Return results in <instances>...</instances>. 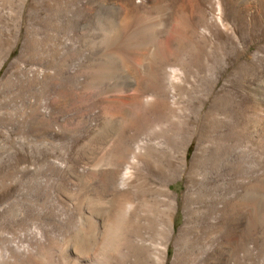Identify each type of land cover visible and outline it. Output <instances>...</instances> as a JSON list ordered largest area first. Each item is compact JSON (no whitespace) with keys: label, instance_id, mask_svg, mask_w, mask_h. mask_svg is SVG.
Segmentation results:
<instances>
[{"label":"rangeland","instance_id":"obj_1","mask_svg":"<svg viewBox=\"0 0 264 264\" xmlns=\"http://www.w3.org/2000/svg\"><path fill=\"white\" fill-rule=\"evenodd\" d=\"M237 49L246 53L234 61ZM169 54L180 56L174 67L188 76L180 77L184 86L166 93V104L154 112V98L138 99L137 90L166 83L159 77ZM3 77L0 146L15 142L14 150L33 166L59 174H38L27 192L34 208L29 213L45 214L43 224L0 230L16 247L13 255L2 253L0 264H114L119 252L130 254L137 230L144 242H160L166 232L154 215L149 190L161 183L144 175L168 160L176 166L187 142L188 163L199 138L207 170H221L212 177L218 184H235L225 204L227 227L244 231L238 264H264V19L253 5L227 0H217L213 8L206 0H0ZM24 96L47 109L48 125L26 116L20 101ZM23 115L28 131L23 125L12 130V118ZM137 143L144 159L130 168V181L119 188L131 207L120 220L121 234L115 235L111 184L90 172H106L119 149L127 153ZM11 157L0 152V163L9 164ZM166 171L160 178H173L169 186L177 201L171 239L185 218L180 201L185 178ZM43 178L47 188L39 184ZM218 190L215 200L221 207L224 197L218 199L220 186ZM195 200L189 223L194 236L202 231L199 220L205 211L204 201ZM219 214L210 220L216 223ZM170 239L165 264L173 254ZM204 241H191L189 247L197 264H206L216 244Z\"/></svg>","mask_w":264,"mask_h":264},{"label":"bare ground","instance_id":"obj_2","mask_svg":"<svg viewBox=\"0 0 264 264\" xmlns=\"http://www.w3.org/2000/svg\"><path fill=\"white\" fill-rule=\"evenodd\" d=\"M126 1L128 2V4L129 3L132 4L134 2H139L140 0H136V1L126 0ZM227 1L230 4H235V5H237V4H240L242 6L243 5H247V6L253 5L256 8V10L258 11L259 17L261 19H264V0H227ZM206 2H207L208 7L213 8L215 6V4L217 3V0H206ZM214 26H216V25H214ZM219 28H220V26H219ZM196 40L197 39H195V41ZM202 45H204V44L202 43ZM245 53L246 52L244 50L241 51V49H240V51H239L237 49V51L234 53L235 54L234 61L237 60L240 55L245 54ZM175 57L169 54L166 57L167 58V60H166L167 66L164 68L162 67V70H160L159 79L160 78L164 79L165 80L164 82H166V83H162V82L160 83L159 82L157 85H154L151 87L145 86V87H141L137 90V98L138 99L145 98L147 100H151V97L154 98L153 102L151 103L152 111H154V112L159 111L160 109L162 110V107L166 104V101L168 100V99L167 100L165 99L166 93L172 92L174 89L182 88L184 86L182 81L180 80V77H182L184 79L188 76V72L184 71L185 69L183 70V68H182V71H179L178 69H176V67H174L175 65H180V63L176 62L177 57L176 58ZM259 60L260 59H258V62H259ZM194 61H195V59H194ZM249 61H250V59H249ZM251 63H254V62H251ZM138 64L139 63H134L133 66H137ZM218 64H220V63H218ZM256 66H257V64H256ZM257 68H258V71L260 72V74H262V70L259 68V66H257ZM194 73H196V72L194 71ZM27 74H28V76H30L32 78L33 74H35V72L29 71ZM201 74H199V75H201ZM203 75H205V74H203ZM5 79H7V78L6 77L1 78L0 84H3ZM207 83H208V81H207ZM215 83H216V81H215ZM169 96H170V94H169ZM181 97H182V94H181ZM225 97L226 96H224V98ZM209 98H211V97H209ZM214 100H216V98ZM20 101H21V105H22L21 107L24 109L23 111H25V112L28 111L26 116L28 115L30 117L33 115V117L36 118L37 121H40L43 124H45L44 126L48 125L49 119H48L47 109L43 106L38 105L40 103L39 100H34L33 102L29 103V102H27V99L24 96V98H22V100H20ZM226 101H227V99H226ZM233 104H234V102H233ZM214 106H216V105H214ZM229 107H231V106H229ZM206 114H208V113H205V115ZM210 114L211 113L209 112V115ZM177 115H178V113H177ZM187 115H188V113H187ZM212 115H214V114H212ZM26 116L23 115L21 117L22 119L21 118L20 119L12 118V119H15L16 122L14 124L12 123L13 126H11V129L18 132L19 127L22 128V125H23L25 127V130H26L25 133H26L28 131L27 126H25L26 124H24ZM178 117H180V115ZM235 117L236 116H234L233 118H235ZM200 118H202V117L200 116ZM7 120H8V118H7ZM209 121H211V120H209ZM219 121H220V119H219ZM3 123H6V122L3 121ZM221 125H223V123ZM210 126H213V124ZM201 127H203L202 128L203 134L206 135L207 132L205 131L206 130L205 126H201ZM228 127H229V125H228ZM218 128H220L219 125H218ZM221 128H222V126H221ZM213 131L214 130H212V132ZM225 133L229 134L231 132H225ZM213 135H214V133H213ZM233 136H234V134H233ZM210 138L211 137H209V139ZM166 140H167V138H166ZM7 143H8L7 146L5 144L2 147L0 146L1 147L0 152L7 153V156L9 158L11 157L12 154H14V156H13V158L11 157L12 162H9V164H7V163L1 164L0 163V211H1L0 212V216H1L0 217V230H4L6 228H11L13 230L14 228H16L18 226H22V228L29 229L33 226V224H37V223L43 224L45 221L44 220L45 216H43L45 214L41 213L40 211L37 212L36 215L34 213L33 214L29 213L30 211H33V210H31L33 208V202L29 196V193L32 190L31 189L32 185L34 183H37V179H36L37 175L42 174V173L45 175L51 174L52 171H54L56 175L59 173L55 169H53L52 167H51L52 169L43 170V168H41L40 166H33L32 163L30 162V160H27L24 155L17 153L16 150H14L13 145L15 142L12 144V143H10V141H7ZM188 143L189 142H187L186 144H188ZM186 144L183 146L181 153H180V156H178L179 159L176 163V166L172 165L171 164L172 162L169 161L167 158L169 164L165 163V165H163V166L159 165V166H156L155 168L145 167L148 169V172H146L144 175L146 180L148 181L149 177L153 176V177H155V179H157L161 183V187H154V186L150 187V190H149L150 191V193H149L150 199H149V201L151 202L152 207L154 208V215L156 216V218L158 220H161L164 224V228H165V232H166L165 238L162 237V239L160 241L161 243L160 242H153L152 240H149V242H144L141 234L137 230L135 232L136 239L130 244V247H129L130 254L123 256V254L121 252H119L118 256L116 255L117 258L115 259L114 264H126V262H128V261L131 262L132 264H165L166 259H167L168 240L170 239L169 237L172 234V230H173V215L175 213L176 206H177V201L175 199V197H176L175 193L170 189V186H169L170 183L173 181V178H166L163 180L160 178L161 175L163 173H165L164 171H166V170L170 171V172H175V173L177 172L178 174H181L185 178L184 190L180 194V201L182 204V210H183L185 218L183 217L184 218L183 224L181 226H179L177 234L175 235V237L171 238L172 239V245H173L174 249H173V254L171 256L169 264H190V263H193L194 260L197 258L192 257L193 253H191L189 247H190V245H192L191 241L194 242V241H197L198 239H200V241H202V240L203 241L204 240L209 241L211 244L216 243L214 246L212 245L214 248L211 246L212 248H210V252L208 253L209 255L207 254V256H208V257H206L207 261L206 260L204 261L206 264H229L230 260H232V263H230V264H238L239 263V262H237V259L240 255L237 251V249H238L237 246H239L240 243H244V241H242L244 238L243 237L244 231L237 232V231L233 230L232 228L227 227L228 226L227 222L229 220L226 216V214H227L226 211L229 207V204H227V203L225 204L226 201L229 202L228 198L230 197L231 194H233V192L235 190V186H234L235 184H233L230 180H229L230 182L227 184H224V183L218 184V182H217L218 179H214L212 177V174H210V173L214 172L215 174H217V173H220L221 170L217 169V170H212L210 172H209V170H207L206 163H205V161H206L205 149L206 148L201 147L202 145L200 143V138L197 140L196 147H195L193 154L191 155L190 161L188 163H186L185 162V155H186V149H187ZM139 146H140V144L137 143L136 146L134 148L130 149L127 153L119 152V151H121L119 149L118 150L119 156L116 159L115 163L113 164V167L108 169L106 172H104V173H97V172L91 173L90 172V175L92 174V176H93L95 174L94 176L96 178H98V180L106 181L108 179L110 184H111L112 209H113V213L115 215L116 226H117L116 231H115V235L117 233L121 234L123 227L121 225L120 220L123 216L124 211H126L127 209H129V207H131L129 205V200L126 197V194L123 193V191H121L119 188H121L120 186L122 184L130 181V179L132 177L131 176L132 173L130 174V172H131L130 168L135 167V165L137 164V160H143L144 159V156H142L141 149ZM231 150H232V148H231ZM227 162H229V160H227ZM146 163H147V161H146ZM227 165H228V163H227ZM209 169L211 170L212 168H209ZM136 170L137 169H135V171ZM135 171L133 172V175L136 174ZM170 172H168V173H170ZM169 177H171V176H169ZM39 184L41 185V187L47 188L48 179H46V178L41 179ZM219 186L222 189V194L218 195L217 197H218V199H221L224 197L223 200H221V205H222L221 207H219V202L215 200L216 195H217V194L215 195V191L218 190ZM28 191H29V193H27ZM218 192H219V190H218ZM195 199H198V201L200 200V201L205 202V203L203 202L204 209H205L204 215L199 220V221H201L200 223H202L204 226L201 228L202 229L201 233L199 235H196V236H194L192 234V232H193V231L191 232L192 229L191 230L189 229V228H191V226H189V223L191 222V216H192V214L194 215L192 206H193V203L196 201ZM27 212L29 214H27V216H23V214H25ZM217 212H220V214H219L220 218H218V221H216V223H215V222H212L210 220V218L212 215L214 216V214H216ZM155 221H153V222H155ZM118 224H120V225H118ZM192 236H194V237H192ZM9 238H11V237L10 236H0V243L4 244V246L2 247L3 250L2 249L0 250V257H3L2 253L4 251L8 252V254L12 253V255L15 252L16 247H14V245H11V243H10L11 241ZM6 241H7V244L5 243ZM119 242H120V240H119ZM17 246H18V244H17ZM20 246H22V245L20 244ZM201 246L203 247V244ZM201 246H199V244H198V247H201ZM205 248L207 249L206 245H205ZM17 249H19V248H17ZM16 251H18V250H16ZM202 256L204 257V255H202ZM196 262L198 263V261H196ZM197 263L194 262V264H197ZM74 264H79V262L75 261Z\"/></svg>","mask_w":264,"mask_h":264}]
</instances>
